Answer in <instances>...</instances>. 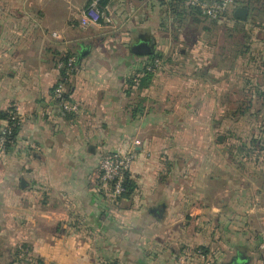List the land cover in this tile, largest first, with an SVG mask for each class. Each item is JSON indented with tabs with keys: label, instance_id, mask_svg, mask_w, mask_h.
I'll list each match as a JSON object with an SVG mask.
<instances>
[{
	"label": "crops",
	"instance_id": "obj_1",
	"mask_svg": "<svg viewBox=\"0 0 264 264\" xmlns=\"http://www.w3.org/2000/svg\"><path fill=\"white\" fill-rule=\"evenodd\" d=\"M87 2L0 0V130L11 113L20 118L0 157V264H177L182 251L195 248L208 252L211 264H264V213H246L236 192L215 197L214 184L227 185L245 172L224 153L220 169L196 158L208 150L199 151L198 138L212 141L222 136L220 127H229L228 115H214L215 106L229 102L215 98L217 76L197 65H174L184 55L157 36L158 13L133 24L122 18V24L114 19L109 27L82 29L77 19ZM150 5L161 9L157 0ZM231 6L233 13L246 8ZM259 7L263 18L256 20L264 24V0ZM139 35L150 37L152 54L163 59H156L148 87L128 94V80L143 74L152 55L132 52ZM68 53L77 64L65 89L80 108L72 118L52 99L57 64ZM242 59L238 65H245ZM233 72L226 66L216 74L240 84ZM115 151L134 154L133 191L113 203L98 189L97 175L100 158ZM183 153L188 156L181 159ZM259 153L252 168L257 207L264 203ZM15 254L25 256L12 263Z\"/></svg>",
	"mask_w": 264,
	"mask_h": 264
},
{
	"label": "rangeland",
	"instance_id": "obj_2",
	"mask_svg": "<svg viewBox=\"0 0 264 264\" xmlns=\"http://www.w3.org/2000/svg\"><path fill=\"white\" fill-rule=\"evenodd\" d=\"M150 1L151 0H113L110 7L112 19L113 21L114 19L116 20L117 25L123 23L121 21L122 18L124 20L127 19L129 24H133L136 20H141L145 17L151 19L152 16L153 18H155L156 13H158L157 16L159 17H156L155 20L157 23L156 27H158L157 29L159 31L157 33V36L161 38L163 43L169 46V49L171 51L175 52V55L178 56L182 53L184 55L181 58H176L173 61L175 62L174 65L178 68H181V70H183L185 67L189 69L190 66L197 65L199 67V72L201 70L207 69L210 72L214 73L213 77L217 76L218 81L214 79L215 98H217V100H221L222 97L228 96L229 102L224 107L215 106L216 112L214 115H219L218 119H221L220 115L222 112L224 115H228V117H230L229 127L227 131H225L226 126H228L226 124L224 125V127L219 128L218 133H222V136L217 137H219L220 141L217 140V137H215L212 141L211 139L209 140L205 138H198L197 147L199 151L205 148V146L208 150L206 154L199 152L196 155V158L197 161L203 163L206 162L208 167L210 164L214 166L216 165L214 167L215 169H220V167L218 166L222 164V161L225 160V157L227 158V155L225 154V157H222V147L224 145H222L221 143H226L225 146L227 144H232L233 139L231 134L233 133H239L241 136H250V134L252 133L250 132L252 125L258 124L259 120H264V107H261V103L255 100L256 98H250L249 95L235 88V85H241L242 87L241 83L234 84L232 80H224L223 76H219V74H216L218 70H221L222 68H224L225 70L226 66H229L231 75L233 76L234 69H237L235 75L239 74V76L241 75V70L246 69L243 64L241 65L240 63V65H238V62L234 60L235 51L238 49V46L236 47V44L238 43L239 45L244 43L242 37L243 33H238L234 30L236 29V27L238 29H241L242 25L230 20L232 6L227 8V10L218 18L216 24L211 23V21H209L205 17V19H203L202 17L199 18V22L193 23L188 19L185 21L179 20L174 17H164L162 14L163 9L158 8L152 10ZM243 1H245V3L243 2L244 6L248 4L249 9H251L249 13V24L244 28L246 32L247 30L250 31V23H253L252 21L254 19V16L259 13L255 12L254 10V7L257 4V0ZM258 16L260 18H263L260 15ZM258 16H256V18ZM260 18L259 21L261 20ZM125 28L126 27H124L123 29ZM143 29L150 31L151 28L150 26H145ZM254 33L252 34L253 39L255 35ZM193 51V56H191L190 53ZM208 54L211 55V59L208 57ZM207 59L209 60L207 61ZM249 72H251V70ZM257 78L260 79L259 76ZM233 80L237 81L235 79ZM222 87L224 89H221ZM246 98L252 99L253 104L249 107L248 112H246L244 115H239L237 113V109L239 108L238 102L244 101ZM241 107L246 108L247 105L242 104ZM256 111H260L261 113L258 114V117L254 115V117L256 116V118H254L252 114L257 113ZM203 112L204 106H198V113ZM261 123L264 124V121H262ZM200 125L203 124L200 123L199 126ZM200 130H204V128L201 127ZM185 156H188V154L183 153L181 155V159ZM244 170L245 169H240V171L245 172L244 178L242 179L241 177H237L236 179H234V181H230L227 185L223 184V182L214 184L216 190L215 197L218 201V199L229 198V196H232L231 194H234L233 192H236V196H238L241 199L240 201L244 203V209L246 210V213H264V203L261 204L263 206H255V191L258 185L253 180V170L251 171V174H249L247 170ZM215 173L216 171L212 172L211 175H218Z\"/></svg>",
	"mask_w": 264,
	"mask_h": 264
},
{
	"label": "trees",
	"instance_id": "obj_3",
	"mask_svg": "<svg viewBox=\"0 0 264 264\" xmlns=\"http://www.w3.org/2000/svg\"><path fill=\"white\" fill-rule=\"evenodd\" d=\"M160 4V7L162 10V14L164 17H174L177 18L179 20H189L193 23L199 22V18H204V16L201 14V12L198 9L195 8H190L187 9L184 5L183 2L184 0H157ZM209 1V0H207ZM262 0H257L256 1V6L254 7L255 12L259 13V12H263L262 10H260L259 5L260 2ZM89 0L87 2V5L89 4ZM113 0H98V4H99V9L106 11L108 9V7L110 5H112ZM245 1H240V0H234L233 5L234 6H240V5H244ZM246 8L249 10V6L248 4L245 5ZM184 9V10H183ZM259 14H256V16H258ZM256 16H254L253 19V23H250L251 29L250 31H246L245 32V26L246 22L248 21V19L250 18V16L248 15L247 20L245 21H240L237 20L234 17V13H231V19L233 22H237L239 24H241V29H238L236 27V29L234 30L235 32L238 33H243V40L244 43L236 44V47L238 46V49L235 51V55H234V60L235 61H241L239 58V56H245L242 59V62H245L244 67L246 69H242L241 70V75H235L242 83V92L246 93L247 95H249L250 98H256L255 100H257L258 102L261 103V107H264V24L258 20H256ZM208 19V18H207ZM209 21H211V23L216 24L218 19H208ZM250 21V20H249ZM256 30V31H255ZM257 32V33H254ZM254 35V39H253V35ZM73 54H66L64 55L61 60H66L69 56H71ZM156 59H163L162 55L158 52H155L154 54H152L150 56V58L148 59L149 62L146 65V67H144V69L142 70V75L140 73H135V75H133L129 80H128V86H129V90L127 91V93L129 94L131 92V90H142L145 89L146 87H148L149 85V81L151 79V77L154 74V70L152 66L154 64V61ZM77 64V60L75 61V66ZM151 69L148 70L147 67H150ZM251 70V72H249ZM252 74V75H251ZM141 75V76H140ZM260 77L257 78V77ZM135 79L138 80V85L137 87H134V81ZM250 98H246L244 101L238 102V109H237V113L239 115H244L246 112L249 111V107L253 104L252 103V99ZM242 104H246L247 107L246 108H242ZM257 113H253V117L254 115H256L258 117V114L261 113L260 111H256ZM70 116V115H69ZM251 116V115H249ZM256 116L254 118H256ZM71 117V116H70ZM72 118V117H71ZM9 119V116H8ZM264 121L259 120L258 124H254L251 127L252 131H258V137H256L255 134H253V132L250 130V132H252L250 134V136H241L239 133H233L231 134L233 142L230 145H226L224 144V142H222L221 144L224 145L222 147V153H224L225 155H227L226 158V162L229 163L235 170L239 169H245L244 171L247 170L248 171H252V168L254 166V156L255 157H259L261 151H264V124H262L261 122ZM18 128H16L14 130L13 133V139L15 138V133L17 131ZM220 141V140H218ZM220 143V142H219ZM258 153H255V152ZM239 152H241V154H239ZM242 155V156H241ZM259 158H256V161ZM264 161V158H262ZM261 159V160H262ZM228 160V161H227ZM261 161V162H263ZM259 160L256 162L258 163ZM264 163V162H263ZM264 167V165H262V168ZM126 193L123 195V197H128L132 191H133V185L132 182L127 178L126 184ZM201 251V253L203 255H207L208 252H206L204 249L202 248H195L192 250H188L191 252L194 251ZM21 256H25V254H21ZM18 254L14 255V259L12 261V263L17 259L20 260L19 258L21 257ZM213 261L218 260L217 256H213ZM22 260V259H21ZM220 264V263H219Z\"/></svg>",
	"mask_w": 264,
	"mask_h": 264
},
{
	"label": "built area",
	"instance_id": "obj_4",
	"mask_svg": "<svg viewBox=\"0 0 264 264\" xmlns=\"http://www.w3.org/2000/svg\"><path fill=\"white\" fill-rule=\"evenodd\" d=\"M89 4L80 12L77 22L82 29L95 26H110L113 23L112 15L99 9L98 0H89ZM234 0H184L183 5L187 8L198 9L201 14L208 19H218L233 4ZM76 56L71 55L66 60H59L57 67L60 77L52 90V99L57 104L60 111L65 114L73 115L78 113L80 108L73 102L66 93L65 85L75 72ZM159 65L156 60L154 67ZM151 67L149 68V70ZM138 85V80L134 81ZM20 126V118L17 112L11 113L8 124L0 130V157L5 153L7 147L12 143L13 133ZM28 146L34 147L29 144ZM134 160L132 152H111L103 155L98 164L97 187L106 191L111 202H117L126 193V181L128 173ZM192 258L203 260L204 264H211L210 256L203 255L197 250L182 251L177 258V264H184Z\"/></svg>",
	"mask_w": 264,
	"mask_h": 264
},
{
	"label": "water",
	"instance_id": "obj_5",
	"mask_svg": "<svg viewBox=\"0 0 264 264\" xmlns=\"http://www.w3.org/2000/svg\"><path fill=\"white\" fill-rule=\"evenodd\" d=\"M248 14H249V11L245 7H238L234 11V17L240 21L247 20ZM131 50L136 55H145V56L151 55L154 51L153 44L151 43V39L147 35H139V37L135 39ZM84 52L85 51L82 48L77 57L78 61L84 55ZM229 264H239V263L235 262V263H229Z\"/></svg>",
	"mask_w": 264,
	"mask_h": 264
}]
</instances>
